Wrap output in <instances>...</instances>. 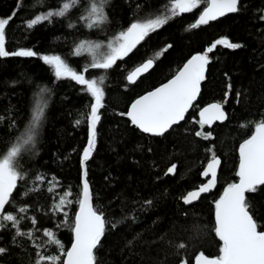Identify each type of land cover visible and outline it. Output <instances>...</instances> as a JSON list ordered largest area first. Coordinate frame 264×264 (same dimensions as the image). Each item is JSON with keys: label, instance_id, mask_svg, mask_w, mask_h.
I'll list each match as a JSON object with an SVG mask.
<instances>
[{"label": "trees", "instance_id": "obj_1", "mask_svg": "<svg viewBox=\"0 0 264 264\" xmlns=\"http://www.w3.org/2000/svg\"><path fill=\"white\" fill-rule=\"evenodd\" d=\"M166 1L109 0L104 8L106 22L90 29L81 16L87 15L93 0H78L64 17L28 29L30 19L58 10L65 0H0V18L15 12L6 26V50L38 54L0 58V154L26 129L38 100L45 109L34 145L18 158L25 178L18 181L5 206L6 212L27 217L19 227L33 232L34 240H13L16 229L10 223L0 228V247L7 249L0 255V264H35L38 250L45 256L58 255L52 243L33 247L47 240L45 229L65 249L70 247L76 201L85 178L94 207L107 221L101 244L94 250L95 264H181L183 260L190 264L199 254L219 255L222 242L213 231L215 202L238 178L240 144L252 135L254 124L264 120V0H238L235 13L191 28L205 5L201 3L150 32L111 69L84 72L98 82L103 77L104 92L96 145L84 168L86 177L81 159L88 143L86 113L93 98L72 79L57 80L40 59L60 56L71 69L83 72L91 58L85 52L76 55L77 45L82 41L105 44L129 23L162 15L158 11ZM220 39L241 47L216 45L208 53L199 98L181 124L163 136L151 137L122 115L133 100L170 79L191 55L203 53ZM160 51L161 56L155 57ZM147 59L154 61L153 68L128 84L130 71ZM42 88L48 91L41 96ZM213 102L223 106L226 121L201 125L199 110ZM213 155L221 161L215 191L185 206L182 197L203 183L201 172ZM172 165L175 173L166 175ZM65 192L71 193L67 199L72 201L65 208L67 217L55 209ZM246 197L258 230H264V186ZM21 207L27 211L19 213ZM179 243L185 248L178 249Z\"/></svg>", "mask_w": 264, "mask_h": 264}, {"label": "snow or ice", "instance_id": "obj_2", "mask_svg": "<svg viewBox=\"0 0 264 264\" xmlns=\"http://www.w3.org/2000/svg\"><path fill=\"white\" fill-rule=\"evenodd\" d=\"M106 3L107 0H99V2L93 0L87 10V15L81 16V20L88 28L91 29L106 22L107 17L104 12ZM201 3L205 4L206 7L196 22L190 26L191 28L207 24L210 20H215L227 12L238 11V0H171L167 9L169 15L156 16L143 22H133L126 30L109 39L106 45L83 41L77 45L75 48L76 55L87 52L91 56V61L83 72L78 73L71 69L60 56L45 55L40 57L45 64L52 68L57 80L70 78L77 84L83 85L84 90L93 98L94 102L89 105L90 111L86 113L88 143L83 150L82 168H85V164L95 148L96 126L101 119L99 112L104 107L102 102L104 92L100 87L103 84V77L98 82L96 79L86 78L84 72H87L89 68L104 71L111 69L118 60L124 59L150 32L162 27L175 16L192 11ZM77 4L78 0H65L58 10L37 15L30 19L26 26L28 29H32L43 21L51 23L52 17H64ZM14 16L15 12L9 17L0 18V58L37 56L38 54L32 50L21 49L11 52L6 50V26L9 25ZM72 26L69 25V27ZM216 45H223L231 49L241 47L239 44L230 43L227 39L217 40L204 54L192 56L167 83L136 99L128 111L122 115H126L131 125L139 129L140 132L151 136H163L173 125L184 119L185 112L191 106L193 99L199 92L200 83L204 79L208 53L212 52ZM102 47L107 50L100 51ZM153 65L152 59L142 62L127 75L126 79L130 84L135 83L139 75L150 70ZM47 91V89H40L41 96ZM44 110V105L38 100L26 129L16 138L15 143L0 154V228L10 223L11 227L16 229L13 240L16 237L34 240L33 232L25 233L19 227L21 220L27 219V217L18 218L16 215L6 212L5 206L11 202L10 198L17 188L18 181L25 178L24 174L19 171L18 158L22 152L34 145ZM206 113L209 114V120L226 118L224 112L221 111V105L214 103L200 113L201 125L207 122ZM0 120H3V117H0ZM76 123L79 125L80 121L77 120ZM196 135L204 134L197 132ZM204 138L207 139L209 136L204 135ZM219 163L220 161L213 155L202 172L204 177L210 175L211 179L197 190L189 191L183 196L184 204H191L215 184L216 168ZM175 170L176 165H172L167 169L166 175L174 174ZM236 175L239 177V183L228 185L223 196L215 202V227L213 231L219 241L222 242L219 247V255L210 259L199 254L195 257V264H264V230H258V224L250 212V205L245 195L246 193H255L259 186H264V120L256 122L252 135L240 144L239 167ZM86 176L87 172L84 171V177ZM36 179L42 180L41 177ZM70 195V192L64 193L59 203L55 205L57 211L72 203L71 200L67 199ZM76 203L78 204V211L71 227L73 234L71 247L65 249L62 242L55 238V234L45 229L43 236L47 240L39 244L34 243L33 247L40 249L46 244L52 243L57 246L59 254L45 256L38 250L35 264H95L94 250L101 244L107 221L103 213L99 212L93 205V195L86 178L82 181V191ZM146 203L151 204V201ZM26 211L25 207L18 209L19 213ZM64 215L67 217V212H64ZM32 224L35 226V219H32ZM176 247L183 249L185 244L179 243ZM6 251L7 249L0 247V255L5 254ZM181 264H188V261L183 260Z\"/></svg>", "mask_w": 264, "mask_h": 264}, {"label": "water", "instance_id": "obj_3", "mask_svg": "<svg viewBox=\"0 0 264 264\" xmlns=\"http://www.w3.org/2000/svg\"><path fill=\"white\" fill-rule=\"evenodd\" d=\"M238 6V5H237ZM204 10V9H203ZM203 12V11H202ZM201 12V13H202ZM200 13V14H201ZM233 13H235V12H227V13H225L223 16H219L217 19H215V20H210L208 23H212V22H215V21H217V20H220V19H222L223 17H225V16H228V15H231V14H233ZM200 14L198 15V17H197V19L199 18V16H200ZM196 19V20H197ZM196 20H195V22H196ZM194 22V23H195ZM207 23V24H208ZM202 25H206V24H202ZM202 25H200V26H202ZM194 55H199V54H194ZM194 55H192V56H194ZM191 56V57H192ZM191 57L189 58V59H191ZM189 59H187L185 62H184V64L189 60ZM147 61V60H146ZM146 61H144V62H146ZM183 64V65H184ZM183 65L179 68V69H181L182 67H183ZM139 66V65H138ZM154 66V65H153ZM153 66L150 68V70L153 68ZM136 68V67H135ZM134 68V69H135ZM134 69H132V71L134 70ZM178 69V70H179ZM150 70H148V71H146V72H144L143 74H141V75H139V77L136 79V81L140 78V77H142V76H144V75H146ZM132 71H130V72H132ZM178 72V71H177ZM177 72L170 78V79H168L167 81H165L164 83H162V84H160V85H158L157 87H155L154 89H152V90H150V91H148V92H145L144 94H142V95H140L139 97H137L136 99H138V98H140L141 96H143V95H146L147 93H149V92H151V91H153V90H155L156 88H158V87H161L163 84H165V83H167L169 80H171L176 74H177ZM126 81H127V83L128 84H130L129 82H128V80L126 79ZM133 84V83H132ZM200 91H201V85H200V88H199V92L197 93V95H196V97L193 99V101H192V104H191V106L188 108V110L185 112V115H184V119H185V117L187 116V114L189 113V111L192 109V107L197 103V100H198V98H199V95H200ZM135 99V100H136ZM135 100H133L132 102H131V104L135 101ZM219 104V103H217V102H213V103H210V104H208V105H206V106H204V107H202L200 110H199V112H198V120H199V122L201 121V116H200V113L205 109V108H207V107H209L210 105H212V104ZM131 104L128 106V108H127V111H128V109L130 108V106H131ZM219 105H221V104H219ZM126 111V112H127ZM221 111H223L224 112V114H225V117H226V113H225V110H224V108H223V106L221 105ZM208 116H209V114H205V119L207 120V122L206 123H204L203 125H205V126H207V127H211V126H213L214 124H216V123H218V124H222V123H224L225 121H226V118L225 119H223V120H218V119H208ZM126 118H127V116H126ZM128 119V118H127ZM184 119L183 120H181L179 123H177V124H175V125H173L172 126V128L173 127H175V126H177V125H179V124H181L183 121H184ZM129 120V119H128ZM171 129V128H170ZM169 129V130H170ZM168 130V131H169ZM140 131V130H139ZM143 134H145V135H147V136H151V135H149V134H146V133H143ZM151 137H158V136H151ZM219 161H220V158L219 157H216ZM210 161V160H209ZM208 161V162H209ZM207 162V163H208ZM207 165V164H206ZM206 165H205V167H206ZM220 165H221V161H220V163H219V165L217 166V168H216V181H215V184L209 189V191H207V192H204V193H202L201 194V196H200V198H198L197 200H195L194 202H192L191 204H184L183 203V200H182V203L185 205V206H191V205H193V204H196L203 196H207V195H209V194H211V193H213L214 191H215V189H216V187H217V179H218V173H219V169H220ZM204 167V168H205ZM202 172H203V170H202ZM202 172H201V175H200V177H201V180L203 181V183L202 184H204V183H207L208 182V180H210L211 179V176L209 175L208 177H204L203 175H202ZM83 174H84V168H83ZM234 183H239V177L237 178V180L234 182ZM201 184V185H202ZM200 185V186H201ZM199 186V187H200ZM198 187V188H199ZM260 187V186H259ZM198 188H196V189H194V190H197ZM193 191V190H192ZM187 194V193H186ZM185 194V195H186ZM247 194V193H246ZM245 194V195H246ZM184 195V196H185ZM78 211V210H77ZM72 240H73V234H72ZM71 244H72V242H71ZM70 247H71V245H70ZM69 247V248H70ZM204 255V254H203ZM204 256H206V255H204ZM207 258H215V257H208V256H206ZM190 264H195V259L193 260V262L192 263H190Z\"/></svg>", "mask_w": 264, "mask_h": 264}, {"label": "flooded vegetation", "instance_id": "obj_4", "mask_svg": "<svg viewBox=\"0 0 264 264\" xmlns=\"http://www.w3.org/2000/svg\"><path fill=\"white\" fill-rule=\"evenodd\" d=\"M170 3H171V0H167L166 1V4H165V7L163 8V9H161L160 11H158V13L160 12L162 15H169V13H168V11H167V9H168V7L170 6ZM206 7V5H204L203 7H202V9L200 10V12H199V14L203 11V9ZM183 14V13H182ZM198 14V15H199ZM198 17V16H197ZM150 18H155L154 16H152V17H150ZM197 19V18H196ZM141 22H143V21H141ZM195 22V21H194ZM133 23V22H132ZM130 24L131 23H129L127 26H126V28L128 27V26H130ZM194 24V23H193ZM142 41V40H141ZM215 44V43H214ZM211 47V46H210ZM207 50V49H206ZM206 50H204V52L203 53H195V54H204L205 52H206ZM161 54H162V51H160L159 53H157L156 54V56L155 57H158V56H161ZM192 56V55H191ZM190 56V57H191ZM189 57V58H190ZM188 58V59H189ZM148 60V59H147Z\"/></svg>", "mask_w": 264, "mask_h": 264}, {"label": "rangeland", "instance_id": "obj_5", "mask_svg": "<svg viewBox=\"0 0 264 264\" xmlns=\"http://www.w3.org/2000/svg\"><path fill=\"white\" fill-rule=\"evenodd\" d=\"M109 0H107V2H108ZM96 2H99V0H96ZM106 5H107V3L104 5V8L106 7ZM201 5V4H200ZM197 8V7H196ZM129 27V26H128ZM127 27V28H128ZM127 28H125V30L127 29ZM108 42V41H107ZM107 42H105V44H101V43H99V44H101V45H106L107 44ZM107 49L105 48V47H102L101 49H100V51H106ZM86 54H88L87 52H85ZM89 55V54H88ZM89 57L91 58V56L89 55ZM87 147V146H86ZM64 195H61V196H59V198H58V202H57V204L59 203V201H60V199L63 197ZM67 206V205H66ZM66 206H64L61 210H59L58 212H62V213H64L65 212V208H66Z\"/></svg>", "mask_w": 264, "mask_h": 264}]
</instances>
